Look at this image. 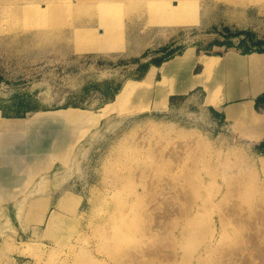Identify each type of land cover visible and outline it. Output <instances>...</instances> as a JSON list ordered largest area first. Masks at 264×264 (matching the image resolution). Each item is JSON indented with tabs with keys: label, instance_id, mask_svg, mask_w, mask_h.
I'll list each match as a JSON object with an SVG mask.
<instances>
[{
	"label": "rangeland",
	"instance_id": "1",
	"mask_svg": "<svg viewBox=\"0 0 264 264\" xmlns=\"http://www.w3.org/2000/svg\"><path fill=\"white\" fill-rule=\"evenodd\" d=\"M51 2L67 9L13 23L0 13L5 157L18 132L66 124L61 143L23 160L0 208V264H240L223 252L244 234L264 242V151L253 130L208 105L235 97L212 87L214 73L263 69L239 53L264 40V0ZM70 109L88 116L26 121ZM236 203L248 225L231 212L222 225Z\"/></svg>",
	"mask_w": 264,
	"mask_h": 264
},
{
	"label": "crops",
	"instance_id": "2",
	"mask_svg": "<svg viewBox=\"0 0 264 264\" xmlns=\"http://www.w3.org/2000/svg\"><path fill=\"white\" fill-rule=\"evenodd\" d=\"M248 43L249 46L253 48V50L246 53H235L248 56L257 55V58H260L259 60H261L263 63V69L259 67L249 66L246 69H224L222 71H218L222 74L223 77H225V80H220L221 83H218L219 79L216 75L218 72L214 73L211 78L212 87H216L218 84H220L219 87L221 89V97H226L229 94L230 90H234L235 97L234 99L225 100L223 103H220L218 105L209 104L208 108L212 111H215L216 113L221 115L222 118L232 122L233 124H237L241 127L253 130L258 138H260L261 150L264 151V81L261 85H259L260 87H263L262 90L255 92L264 72V40H252V43H250V41H248ZM198 67L200 71V66ZM158 75L160 78L159 73H157L156 78L158 77ZM171 79L173 87L179 85L182 81V77L179 75H174ZM193 90H190L189 92ZM242 92H245L246 95L242 96ZM153 93L156 95L154 91ZM186 94L170 93L169 100L171 96H183ZM65 125L66 124L51 130L37 128L35 130H24L18 132V136L16 137L20 138L19 141L21 143L19 142V144L17 145H13L12 147L10 146V150L14 152V154L10 158L5 157L6 154L4 150H1L0 147V208H7L9 205V196H11L10 193L14 192L15 177L17 176L18 172L21 171V167L24 162L23 160L30 159L33 153H36L37 156L43 154V152L41 153V150L45 151L52 144L57 143L58 140L61 143V140L59 138L62 135V128ZM2 131L3 130L0 129V134ZM41 139L47 141V143H40ZM48 144L50 146H48Z\"/></svg>",
	"mask_w": 264,
	"mask_h": 264
},
{
	"label": "bare ground",
	"instance_id": "3",
	"mask_svg": "<svg viewBox=\"0 0 264 264\" xmlns=\"http://www.w3.org/2000/svg\"><path fill=\"white\" fill-rule=\"evenodd\" d=\"M47 1L48 2H45L43 4L39 3L38 0H27L24 3H17V2L16 3H5V4L0 5V13L9 22L13 23L16 20H22V19H24L22 21H26V20L30 21L34 18H44L43 16L46 13H51L53 15L54 13H56L58 11L63 12L67 9L66 5H61V3L57 4L56 2L53 3V2H51L52 0H47ZM127 1H129V0H127ZM87 116H88V114H85L83 112H79L75 109H72V110L70 109V110H63V111L61 110L60 112L33 113L32 115H30L26 119V121L28 122L27 123L28 125H32L35 127L40 126V125L49 126V125L60 123L61 121L78 122L80 120L87 118ZM202 145H204V144H202ZM179 156L177 154V158L181 157V156L180 157ZM186 191H188V190H186ZM231 191H235L236 193H238V190H236L235 188H233ZM187 198H191V197H187ZM69 201H70L69 198H65L63 200L62 204H64V205L68 204ZM168 201H170V200H168ZM191 202H193V201H190V203ZM170 204H172V203L170 202L169 205ZM188 208L189 207H186L183 212H178V210H175V211H177L179 215L184 216V215L189 213ZM229 212H231V215L233 216V218L231 220L232 223L236 221L237 225H239V224L248 225L249 221H247L246 219H241L242 217L241 218L238 217V215L240 214L239 213L240 210L238 208L237 203L234 204V207H231L228 212H225L224 214H222V218H219L218 221L222 225L229 223V221H230L228 218V215L230 214ZM184 228H185V230L188 229V231H189V230H191L192 227L189 226V228L188 227H184ZM224 230H226V229H224ZM226 232H228V231L226 230ZM213 235H214V233L211 235V237ZM222 236H223V234H222ZM252 237H253L252 235H248V234L242 235L240 237V242L237 244V246L235 245V247H233V248L225 249L223 252L224 253L223 255L225 257H228L229 255H237L238 260L240 261V264H252V263H254V260L256 258L259 259L258 264H264V242L258 241L259 244L257 242L254 243L251 240ZM193 247L195 248V246H193ZM159 252H161V250H156L157 255L159 254ZM221 262H222L221 264L227 263L225 260H222Z\"/></svg>",
	"mask_w": 264,
	"mask_h": 264
}]
</instances>
